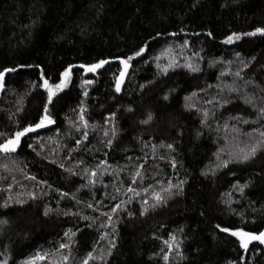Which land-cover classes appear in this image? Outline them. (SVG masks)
I'll return each mask as SVG.
<instances>
[{
	"label": "trees",
	"instance_id": "obj_1",
	"mask_svg": "<svg viewBox=\"0 0 264 264\" xmlns=\"http://www.w3.org/2000/svg\"><path fill=\"white\" fill-rule=\"evenodd\" d=\"M194 2L0 0V71L33 65L6 77L0 97V133L4 134L0 142L36 122L42 113L46 93L40 87V68L50 83H56L69 65L112 60L95 76L85 77L82 69L73 68L69 87L54 98V107L49 106L56 123L23 138L16 153H0V205L9 204L0 207V220L8 221L0 225V259L8 253L11 264H23L39 252L47 258L38 264H63L64 255H70L68 264H81L92 252L95 258L89 264H264V245L252 244L245 252L234 237L216 227L264 231V152L247 164L217 169V154L229 159L227 153L260 139L256 127L264 131L257 125L264 117L243 102L245 92L255 93L257 106L264 95L260 91L264 37L222 43L232 32L264 26V0H239L235 5L231 0H200L193 8ZM145 44L148 50L131 62L122 92L116 94L115 76L121 68L117 58L132 55ZM167 48L171 52L161 56ZM238 52L250 63L248 68L236 59ZM156 56L161 59L155 60ZM187 58L201 70L192 73L182 67ZM173 59L178 63L164 75L161 69ZM229 71H240L244 80L221 76ZM85 79L95 81L87 86V97L82 95ZM233 84L241 95L229 93L226 86ZM193 92L197 95L186 101ZM225 100L229 103L223 107L217 104ZM81 101L89 127L77 131L73 123L79 126ZM189 103L192 110L185 107ZM128 107L134 111L127 112ZM203 111L210 114L206 126L201 123ZM111 112L116 113L119 134L106 147L104 131L111 125L105 118ZM149 112L154 120L140 124ZM169 143L174 151L166 147ZM140 164L142 178L133 184ZM85 169L98 171L94 186L88 185ZM211 169H217L215 176L201 174ZM180 180L186 181L182 194L164 193L166 202L150 207L152 191ZM248 182L243 196L234 190ZM129 187L140 196L128 192ZM29 193L37 199L31 200ZM144 198L149 205L142 206ZM16 199L24 205L16 204ZM225 201H231V207ZM116 205L120 208L113 212ZM143 207L149 211L141 215ZM46 208L52 210L47 216ZM105 233L107 237L101 239ZM172 236L183 258L177 250L169 252L165 241ZM109 241L116 246L110 248ZM61 244H69L70 249H61Z\"/></svg>",
	"mask_w": 264,
	"mask_h": 264
},
{
	"label": "snow or ice",
	"instance_id": "obj_2",
	"mask_svg": "<svg viewBox=\"0 0 264 264\" xmlns=\"http://www.w3.org/2000/svg\"><path fill=\"white\" fill-rule=\"evenodd\" d=\"M200 3V0H195V2L193 3V8H195L198 4ZM239 0H231V4L235 5L238 4ZM229 5L226 3L224 5V7H228ZM33 24H35V21L33 22ZM181 31H183V29H181ZM172 36L177 35V33L172 32L169 33ZM157 36L160 35V33L156 34ZM197 35H199V33H197ZM206 35L208 37H212L213 34L212 32H207ZM248 37V38H255V37H264V26H260V27H255L253 30L251 31H243V32H232L231 34L227 35V37L222 41L223 44L226 45H232L237 43L238 41H241L243 38ZM154 39L156 37H153ZM183 47L187 48L188 47V41H184ZM148 50V46L145 44L141 47L138 48V50H136L132 55H128L124 58H117L118 60V64L122 66V68L119 69V74L115 76V87H114V91L116 94H120L122 92V86L125 82V79L127 77L128 71L129 69L132 67V61L138 57H142L144 56L145 52ZM171 52V48H167L164 50V52L161 54V56L165 55L166 53ZM194 55L199 56V53H194ZM161 56H156L154 57L155 60H160ZM236 59L238 61H240V63L243 65V68H248L250 66V63L242 60L240 53H236ZM253 59H255L253 57ZM112 63V60L110 59H106V58H101V59H97L93 62H89V63H81L78 65H69L66 68H64V70L62 72L59 73V82L56 83H50L48 78H45V74H44V70L42 68H40V80L42 81V84L40 85V87L43 89L44 93H46V101L42 104V113L38 115L36 122L28 124L22 128H19V130L15 131L14 134H11L10 136H8V138L4 139L2 142H0V153H4V154H12V153H16L17 150L20 148L21 146V142L22 139L27 137L30 133H35L40 129L46 128L50 125H53L56 123L55 119L52 116V111L50 109V105H52L54 107V98L57 97L60 93H63L65 91V89H67L69 87V84L71 83V78H72V69L73 68H79L82 69L85 74L87 73H91L94 76L102 69L105 68L106 65H109ZM178 63V61L176 60H172L168 66L163 67L161 69L162 73L164 75H167L168 70L170 67H173L174 65H176ZM220 63H223V61H220ZM232 61H228V64H231ZM182 67L187 68L190 72L192 73H197L199 72L200 66L199 64H193L191 62L190 58H187L185 64L181 65ZM24 67H33V65H20L19 68H24ZM36 67H39L38 65ZM157 67L159 68L160 65L157 64ZM18 67H5L3 68L2 71H0V93L5 91V87H6V77L11 74V73H16L17 71H19ZM224 75H234L236 78H239L240 80H244V77L241 75L240 71H236L235 73L232 72H221V76ZM94 80L93 79H85L82 81L83 86H85V90L83 91L82 95L84 97L88 96V91L86 90L87 86L94 84ZM36 85L33 84L32 88L35 89ZM210 87V86H209ZM229 93H236L237 96L241 95V90L238 86H236L235 84L233 85H228L226 86ZM223 91V89H222ZM261 93H264V88L260 89ZM197 93L193 92L192 96H186L185 100L186 101H191L192 97L196 96ZM115 98V97H114ZM168 96L165 95L163 97L164 100H168ZM261 103L259 106H257V99H256V95L255 93H247L245 92L243 94V102L251 107H253V109L255 111H257L259 113V115L261 117H264V95H261L259 97ZM209 103H212V101H209ZM229 103L228 100H225L223 103H220L219 101H217V104L220 107H223L225 104ZM186 109L188 110H192L194 105L192 104H186L185 105ZM127 112H133L134 109L131 107H128L126 109ZM87 112V108L83 106V101H81V107L79 109L78 112V116H79V126H77V124L74 122L73 126L76 127L77 131H80L81 126L83 129H87L89 127V122L88 120L85 118V113ZM202 125H207V122L209 120L210 114L208 111H203L202 112ZM11 119V117H10ZM233 119H240L239 117H234ZM154 120V115L149 112L146 116L145 119H142L139 121L140 124L142 125H147L149 123H151ZM245 123H247V121H244ZM105 123L110 124L111 127L108 130L104 131V136L108 137V139L105 141V146L106 147H111L113 141L117 138L118 134H119V128L117 127L116 124V113L115 112H111L106 118H105ZM3 133H0V136H3ZM83 139H87L88 133L87 131L83 132ZM199 135V133H198ZM259 137L260 139H256L250 143H247L244 147L240 148L238 152H229L227 153V155L230 157L229 159H221L219 154H217V160L219 161V164L217 165V169H224V168H228L230 164H247L253 160H255V158L257 157V155L261 152H264V131L259 133ZM81 143V141H77V145H79ZM29 147H31V145H29ZM155 145H152L153 150H155ZM161 147H164V145H161ZM166 147L170 150H175L173 144L169 143L166 145ZM107 162L106 161H101V165H106ZM7 167V166H5ZM143 164L137 165V171L134 173V176L132 178V183L136 184L137 183V178H142V169H143ZM172 167L175 168L176 164L173 161L172 162ZM217 169H211L210 171H206V172H202L201 174L204 176H208V175H212L215 176L216 175V171ZM106 170V169H105ZM65 171H68L71 173V175H77L76 172H73L71 169H65ZM84 175L87 177L88 180V185L94 186L96 183V177L98 175V171L97 170H88L85 169L84 170ZM28 179L31 180H35V177H27ZM84 178V177H82ZM186 183L185 180H180L179 184L173 186L171 183L168 184V186L165 188L163 186H161V191H152L151 193V200L154 201V203H152L150 205V207L155 208L159 205H163L166 202V197L164 195V193H167L169 196L172 195H180L183 193V185ZM249 183H244V184H237L234 186V190H238L240 195L243 196L245 193V189H247L249 187ZM175 187V192H173V188ZM128 192L130 193H134L136 196H140V192H137L135 188L133 187H129L127 189ZM148 189H145V192H148ZM31 198V200L35 201L37 199V197L35 195H33L32 193L28 194ZM62 195H68L67 193H62ZM229 196H231V193H228ZM9 200H12L13 198L10 196L8 198ZM16 204L23 206L25 201L20 200V199H16L15 201ZM77 203H79V201H77ZM226 204H228L229 207H231V201H225ZM144 205H149V199H142V206ZM0 207H4L7 208L9 207L8 202L6 201L3 205H0ZM88 207L91 208L93 207L92 204H88ZM120 208V205H116V207L113 209V212H115L117 209ZM51 209L46 208L43 212V215L47 216L49 215V213L51 212ZM149 211L148 207H143V211L141 212V215H144L145 213H147ZM69 213H64V215H68ZM75 215V214H73ZM104 215H108L107 213H105ZM129 215H131V213H129ZM201 215H203V213H201ZM84 219H88L87 217H84ZM108 220L109 222H111L112 217L109 215L108 216ZM8 221L7 220H0V225H7ZM104 225H102L103 227ZM218 228V230L221 233H226L231 237H234L238 242H239V247L242 248L245 252H247L249 250V246L252 245L254 242L260 244V245H264V231H259V232H252V231H245L242 229H238V230H233L230 229L228 227H221L220 225L216 226ZM182 231V230H181ZM71 232V230H69V232H65V236H69V233ZM72 236L75 235V233H71ZM107 237V234L105 233L101 239H105ZM165 244L167 245V248L169 250V252L173 251V250H177L181 256V258H183V253L182 250H180V245L176 240L175 236L171 237V241H165ZM109 245L110 248H114L115 242L114 241H109ZM61 249H70V245L69 244H61L60 245ZM109 255L111 254V252L109 251L108 253ZM47 258V254H41L39 252H37L34 256L26 259L23 261V264H38V262L40 261H44ZM95 257L93 256L92 252H89L87 254V258L83 259L81 264H89V261L93 260ZM70 259V255H64L62 257V261L63 264H68V261ZM163 259L165 262H167L169 260V255L165 254L163 256ZM0 264H8V260L5 259L3 261H0Z\"/></svg>",
	"mask_w": 264,
	"mask_h": 264
},
{
	"label": "rangeland",
	"instance_id": "obj_3",
	"mask_svg": "<svg viewBox=\"0 0 264 264\" xmlns=\"http://www.w3.org/2000/svg\"><path fill=\"white\" fill-rule=\"evenodd\" d=\"M121 68H122V66H121ZM84 76H85V77H87V76H93V74H91V73H87V74H85V72H84ZM1 95H2V93H1ZM1 95H0V97H1ZM5 259L8 260V264H11V258L9 257V254H8V253H3V254L1 255V259H0V261H3V260H5Z\"/></svg>",
	"mask_w": 264,
	"mask_h": 264
},
{
	"label": "bare ground",
	"instance_id": "obj_4",
	"mask_svg": "<svg viewBox=\"0 0 264 264\" xmlns=\"http://www.w3.org/2000/svg\"><path fill=\"white\" fill-rule=\"evenodd\" d=\"M258 126H264V118H258V122H257ZM255 129H257L256 131L258 132V134L260 132H262L261 127H256Z\"/></svg>",
	"mask_w": 264,
	"mask_h": 264
},
{
	"label": "water",
	"instance_id": "obj_5",
	"mask_svg": "<svg viewBox=\"0 0 264 264\" xmlns=\"http://www.w3.org/2000/svg\"><path fill=\"white\" fill-rule=\"evenodd\" d=\"M0 95H1V93H0ZM48 128H49V126L46 127V128L40 129V130H38L37 132L32 133V134H37V133L42 132V131H44V130H46V129H48ZM12 154H13V153H12ZM255 243H256V242H254L253 244H255Z\"/></svg>",
	"mask_w": 264,
	"mask_h": 264
}]
</instances>
